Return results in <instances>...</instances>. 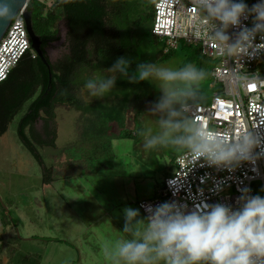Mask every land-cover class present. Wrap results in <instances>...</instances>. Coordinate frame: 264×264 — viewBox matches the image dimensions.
Masks as SVG:
<instances>
[{
    "label": "rangeland",
    "instance_id": "374dc122",
    "mask_svg": "<svg viewBox=\"0 0 264 264\" xmlns=\"http://www.w3.org/2000/svg\"><path fill=\"white\" fill-rule=\"evenodd\" d=\"M153 1L126 0L125 4L137 18L149 11ZM65 33L61 25V39L50 51L54 60L65 50ZM186 62L206 70L202 104H209L220 88H213L212 58L195 56L193 62L179 49L157 64L178 66ZM108 68L96 64L83 70L80 78L108 76ZM76 95L89 106H121L126 116L131 114L128 127L135 133L158 130L156 118L147 112L161 93L149 82L133 84L118 78L116 87L103 98L91 97L84 85L77 88ZM56 114V146L39 147L47 165L53 168L52 183H44L42 166L18 136L21 114L0 137V208L7 217L3 224L0 213V264H109L103 246L130 238L122 232L124 209H137L139 218H146L139 201L156 197L166 177L175 172L176 157L183 153L174 148L146 151L144 136L113 138V129L114 157L90 162L84 147L76 144L81 112L74 106L59 105ZM89 165L100 167L91 172Z\"/></svg>",
    "mask_w": 264,
    "mask_h": 264
},
{
    "label": "clouds",
    "instance_id": "9594fccd",
    "mask_svg": "<svg viewBox=\"0 0 264 264\" xmlns=\"http://www.w3.org/2000/svg\"><path fill=\"white\" fill-rule=\"evenodd\" d=\"M67 2V0H62ZM197 12L196 35L205 30L214 46L227 57L240 60L252 52L264 51V0L249 7L244 0H190ZM252 17L253 26L242 25ZM14 13L0 5V20H11ZM230 28L239 29L235 38ZM121 56L107 69L110 75L88 79L84 88L93 98H103L116 87L118 78L129 83L149 82L160 93L148 114L155 117L158 130L141 131L146 151L174 148L191 163L203 159L208 165L235 168L241 162L264 156V127L238 126L217 131L197 118L204 95L202 83L207 72L194 63L164 66L137 63ZM260 151L257 152L256 150ZM240 207L216 203L187 212L175 203L148 207L146 218L137 209H124L123 233L130 238L106 243L103 256L109 264H264V197L250 196L248 190Z\"/></svg>",
    "mask_w": 264,
    "mask_h": 264
},
{
    "label": "trees",
    "instance_id": "16d2710c",
    "mask_svg": "<svg viewBox=\"0 0 264 264\" xmlns=\"http://www.w3.org/2000/svg\"><path fill=\"white\" fill-rule=\"evenodd\" d=\"M125 1L55 0L46 3L30 0L28 3L35 32L42 40V49L51 68L39 55L36 58L26 55L0 84V137L21 114L18 136L42 166L45 184L53 182V168L47 165L39 147L56 146L57 106H74L81 112L77 120L80 139L76 144L84 147V155L90 162L114 157L113 138L140 136V132L135 133L128 127L131 114L126 116L121 106H89L79 99L77 88L88 80L80 78L83 70L96 64L111 67L121 56L132 60L134 70L137 63H159L179 49L187 52L193 62L195 56L207 57L199 44L184 41L177 49L166 52L165 40L152 32L156 0L148 12L137 18L131 16L130 6ZM61 25L66 28L65 50L54 60L48 48L61 39ZM99 167L89 165L91 172ZM0 213L4 224L6 214L1 208Z\"/></svg>",
    "mask_w": 264,
    "mask_h": 264
},
{
    "label": "built area",
    "instance_id": "2783aa9c",
    "mask_svg": "<svg viewBox=\"0 0 264 264\" xmlns=\"http://www.w3.org/2000/svg\"><path fill=\"white\" fill-rule=\"evenodd\" d=\"M251 7L260 0H244ZM29 3V2H28ZM28 3L15 15L5 35L0 40V84L5 82L24 56L36 58L27 28ZM152 32L166 42L165 51L177 49L179 43L199 44L202 52L215 61L212 71L214 92L209 104L197 109V118L206 127L217 131L238 126L264 127V51L252 52L240 60L223 55L201 30L196 35L197 12L190 0H156ZM242 25L251 28L250 16ZM239 29L230 28L228 34L235 38ZM255 44L264 43L258 35ZM257 152L260 150L257 149ZM175 172L166 177L157 195L139 201L146 217L148 207L168 202L175 203L187 212L204 205L222 203L239 208L240 197L248 190L250 196L264 197V156L255 163L244 161L235 168L208 165L203 159L191 161L184 153L175 159Z\"/></svg>",
    "mask_w": 264,
    "mask_h": 264
},
{
    "label": "water",
    "instance_id": "95a60500",
    "mask_svg": "<svg viewBox=\"0 0 264 264\" xmlns=\"http://www.w3.org/2000/svg\"><path fill=\"white\" fill-rule=\"evenodd\" d=\"M30 0H0V5L6 4L9 6L14 13V17L17 14V12L22 9ZM26 18H27V28L28 32L32 41V48L38 53V55L42 58L45 64H47L48 68H51L50 63L48 62V59L44 55V50L42 49V40L40 36L35 32L34 26H33V18H32V12L27 10L26 12ZM14 19V18H13ZM11 20H0V40L5 35L8 27L10 26Z\"/></svg>",
    "mask_w": 264,
    "mask_h": 264
},
{
    "label": "flooded vegetation",
    "instance_id": "af4514ba",
    "mask_svg": "<svg viewBox=\"0 0 264 264\" xmlns=\"http://www.w3.org/2000/svg\"><path fill=\"white\" fill-rule=\"evenodd\" d=\"M55 43H56V42H55ZM55 43H53V44H55ZM53 44H52V45H53ZM52 45L48 48V54H49V56H50L51 59H52V57H51V52H50V51L53 49V48H52Z\"/></svg>",
    "mask_w": 264,
    "mask_h": 264
},
{
    "label": "snow or ice",
    "instance_id": "6c2138e0",
    "mask_svg": "<svg viewBox=\"0 0 264 264\" xmlns=\"http://www.w3.org/2000/svg\"><path fill=\"white\" fill-rule=\"evenodd\" d=\"M0 78H2V72H0Z\"/></svg>",
    "mask_w": 264,
    "mask_h": 264
}]
</instances>
